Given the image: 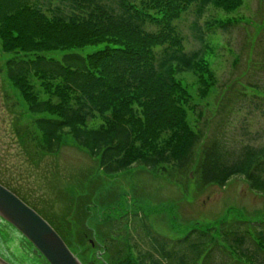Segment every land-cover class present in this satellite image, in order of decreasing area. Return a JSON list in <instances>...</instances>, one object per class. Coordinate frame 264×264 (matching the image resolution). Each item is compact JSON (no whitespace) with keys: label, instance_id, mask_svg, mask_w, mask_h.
Returning <instances> with one entry per match:
<instances>
[{"label":"trees","instance_id":"16d2710c","mask_svg":"<svg viewBox=\"0 0 264 264\" xmlns=\"http://www.w3.org/2000/svg\"><path fill=\"white\" fill-rule=\"evenodd\" d=\"M242 1L0 0V47L12 56L4 65L5 76L27 113L36 117L13 129L27 160L38 166L45 156L58 154L67 133L107 176L142 167L160 169L171 179L168 170L185 176L195 166L200 188H224L241 178L252 193L264 196V146L244 145L230 153L216 140L205 143L188 123L190 95L175 79L198 74V96L205 98L209 88L203 77L211 80L213 74L205 54L184 51L174 22L191 6L199 18L209 6L229 13ZM99 45L103 48L97 52L65 55L62 62L41 55ZM157 48L162 49L159 59ZM96 117L101 124L88 127ZM0 184L36 208L7 183ZM124 216L113 209L101 221L103 232ZM73 219L85 242L91 230ZM143 225L149 245L144 251L131 246L130 239L99 236L106 264L264 263V219L195 224L177 240Z\"/></svg>","mask_w":264,"mask_h":264},{"label":"rangeland","instance_id":"374dc122","mask_svg":"<svg viewBox=\"0 0 264 264\" xmlns=\"http://www.w3.org/2000/svg\"><path fill=\"white\" fill-rule=\"evenodd\" d=\"M174 25L183 39L184 51L205 54L213 74L211 80L203 77L209 88L205 98L198 96V74L175 76L190 95L185 107L190 127L203 134L205 143L216 140L230 153L244 145L264 146V0H243L239 9L229 13L209 6L199 18L191 6ZM102 48L41 55L62 62L65 55L85 57ZM161 50H155L158 59ZM11 57L0 47V180L36 205L30 204L60 233L82 264H106L99 238L102 233L130 239L131 246L144 251L149 247L144 223L155 235L177 240L195 224L206 227L237 217L264 219V196L252 193L241 178H232L224 188H200L195 166L185 176L168 170L171 179L160 169L142 167L107 176L67 133L60 152L45 156L35 166L13 134L14 126L29 125L36 117L27 113L24 101L6 79L4 65ZM39 95L46 98L41 91ZM100 124L97 117L87 122L90 128ZM116 208L126 216L113 220L103 232V217ZM73 217L91 230L85 242L80 236L82 228ZM0 251L19 263L42 264L30 251V243L2 219ZM228 264L234 263L229 259Z\"/></svg>","mask_w":264,"mask_h":264},{"label":"water","instance_id":"95a60500","mask_svg":"<svg viewBox=\"0 0 264 264\" xmlns=\"http://www.w3.org/2000/svg\"><path fill=\"white\" fill-rule=\"evenodd\" d=\"M0 219L26 239L34 252L48 264H81L55 230L37 212L1 184Z\"/></svg>","mask_w":264,"mask_h":264},{"label":"flooded vegetation","instance_id":"af4514ba","mask_svg":"<svg viewBox=\"0 0 264 264\" xmlns=\"http://www.w3.org/2000/svg\"><path fill=\"white\" fill-rule=\"evenodd\" d=\"M30 251L32 252L33 256L37 259L40 260L42 264H47L45 260L38 254L34 252L33 247L30 244ZM22 263L17 262L12 256L8 255L7 253L5 254L4 252L0 251V264L5 263V264H26L24 261L21 260Z\"/></svg>","mask_w":264,"mask_h":264}]
</instances>
